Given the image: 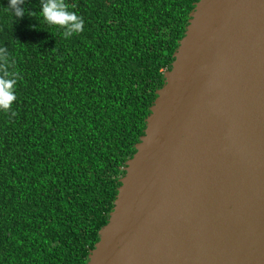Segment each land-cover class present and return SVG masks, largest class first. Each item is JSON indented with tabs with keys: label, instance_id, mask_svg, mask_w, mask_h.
Segmentation results:
<instances>
[{
	"label": "trees",
	"instance_id": "16d2710c",
	"mask_svg": "<svg viewBox=\"0 0 264 264\" xmlns=\"http://www.w3.org/2000/svg\"><path fill=\"white\" fill-rule=\"evenodd\" d=\"M199 0H65L70 38L0 0V49L18 74L0 111V264H87L126 162Z\"/></svg>",
	"mask_w": 264,
	"mask_h": 264
},
{
	"label": "water",
	"instance_id": "95a60500",
	"mask_svg": "<svg viewBox=\"0 0 264 264\" xmlns=\"http://www.w3.org/2000/svg\"><path fill=\"white\" fill-rule=\"evenodd\" d=\"M87 264H264V0H199Z\"/></svg>",
	"mask_w": 264,
	"mask_h": 264
},
{
	"label": "clouds",
	"instance_id": "9594fccd",
	"mask_svg": "<svg viewBox=\"0 0 264 264\" xmlns=\"http://www.w3.org/2000/svg\"><path fill=\"white\" fill-rule=\"evenodd\" d=\"M21 3L22 0H9V11L16 18H22L25 15V9L21 7ZM41 15L47 24L62 28V35L65 38H70L83 31V18L69 10L65 0H45L41 5ZM17 83L18 74L8 71L7 49H0V111L13 116L15 112L12 111V107L17 100Z\"/></svg>",
	"mask_w": 264,
	"mask_h": 264
}]
</instances>
